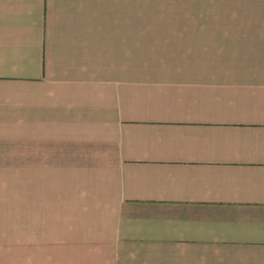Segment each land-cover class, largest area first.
<instances>
[{
	"label": "crops",
	"instance_id": "1",
	"mask_svg": "<svg viewBox=\"0 0 264 264\" xmlns=\"http://www.w3.org/2000/svg\"><path fill=\"white\" fill-rule=\"evenodd\" d=\"M141 1L0 0V264H264V24Z\"/></svg>",
	"mask_w": 264,
	"mask_h": 264
},
{
	"label": "rangeland",
	"instance_id": "2",
	"mask_svg": "<svg viewBox=\"0 0 264 264\" xmlns=\"http://www.w3.org/2000/svg\"><path fill=\"white\" fill-rule=\"evenodd\" d=\"M141 7L143 22L264 24V0H142Z\"/></svg>",
	"mask_w": 264,
	"mask_h": 264
}]
</instances>
